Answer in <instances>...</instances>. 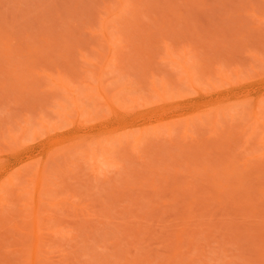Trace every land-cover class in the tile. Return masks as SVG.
<instances>
[{
	"label": "rangeland",
	"instance_id": "obj_1",
	"mask_svg": "<svg viewBox=\"0 0 264 264\" xmlns=\"http://www.w3.org/2000/svg\"><path fill=\"white\" fill-rule=\"evenodd\" d=\"M0 264H264V0H0Z\"/></svg>",
	"mask_w": 264,
	"mask_h": 264
}]
</instances>
